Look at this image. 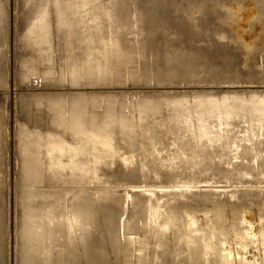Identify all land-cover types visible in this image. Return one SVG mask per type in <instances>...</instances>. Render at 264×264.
<instances>
[{
  "label": "bare ground",
  "instance_id": "obj_1",
  "mask_svg": "<svg viewBox=\"0 0 264 264\" xmlns=\"http://www.w3.org/2000/svg\"><path fill=\"white\" fill-rule=\"evenodd\" d=\"M13 5L17 81L61 90L14 93L10 204L0 102V264H264V88L124 90L264 85V0Z\"/></svg>",
  "mask_w": 264,
  "mask_h": 264
},
{
  "label": "rangeland",
  "instance_id": "obj_2",
  "mask_svg": "<svg viewBox=\"0 0 264 264\" xmlns=\"http://www.w3.org/2000/svg\"><path fill=\"white\" fill-rule=\"evenodd\" d=\"M9 5V6H8ZM13 0H7V3L5 5V10H6V15H7V25H6V32H5V42H6V54H5V63H6V76H5V83L6 86H0V102L2 106L6 110V125H7V133H6V141H5V147H6V171H7V177H6V182H7V188H6V193H7V198H8V203L10 204V191H11V185H12V176H13V155H14V148H13V121H14V112L16 110L13 109L14 106V93L18 92H23V91H34V92H51V91H56V90H61L56 87H40L38 85H35L34 82L28 81L27 85L24 84V82H18L17 81V76H16V61L14 59L13 55V37H14V31H13V19H12V13H13ZM10 23V24H9ZM21 26V25H20ZM30 86V87H29ZM249 86V87H248ZM264 85L260 84H250V85H243V84H224V85H183L180 87H174V88H140L139 86H135L134 88H124V90H136L140 91L143 94L145 91H162V90H175L179 91L182 90L186 95H194L195 92H199L201 90H210L212 92L216 93H222V92H227V90H246V89H261L264 88ZM225 87V88H224ZM2 88V89H1ZM21 88V89H20ZM137 88V89H136ZM176 88V89H175ZM214 88V89H213ZM244 88V89H243ZM9 89V90H7ZM112 89V90H110ZM122 88H94L92 89L93 91H117ZM7 94H3L4 96L1 95L2 91ZM88 90V89H84ZM91 90V89H90ZM66 91V90H62ZM204 92V91H202ZM137 94V95H140ZM7 99V100H6ZM3 101V102H2ZM8 101V102H7ZM8 106V107H7ZM7 107V108H6ZM8 110V111H7ZM164 113V112H163ZM16 114V113H15ZM19 114V112H18ZM11 124V125H10ZM11 138V139H10ZM13 153V154H12ZM10 159V160H9ZM10 164V165H9ZM10 170V171H9ZM10 172V173H9ZM133 190H136L133 189ZM10 233V231H9Z\"/></svg>",
  "mask_w": 264,
  "mask_h": 264
}]
</instances>
